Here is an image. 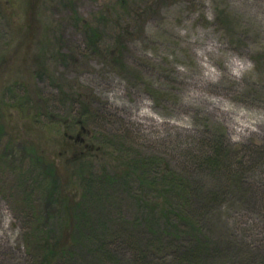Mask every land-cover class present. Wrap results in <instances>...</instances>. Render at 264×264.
Segmentation results:
<instances>
[{"label":"rangeland","instance_id":"obj_1","mask_svg":"<svg viewBox=\"0 0 264 264\" xmlns=\"http://www.w3.org/2000/svg\"><path fill=\"white\" fill-rule=\"evenodd\" d=\"M118 1L0 0L7 132L0 150L34 143L60 162L58 154L69 153L78 136L93 150L95 169L113 162L104 154L116 155L121 146L159 156L209 187H229L207 219L216 247L205 264H264V0H125L123 7ZM77 17L97 27L105 48L116 43L120 66L103 51L93 52ZM30 91L46 107L43 121L80 116L81 105L72 101L77 91L98 111L83 130L66 131L62 124L52 132L9 107ZM219 139L232 154V170L213 174L192 153ZM14 168L0 163V264H37L28 230L42 208L39 173ZM100 195L88 194L86 204L92 219H103L102 227L86 225L87 239L73 264H132L134 247L110 240L118 225L139 215L136 204L115 187ZM149 236L142 234L139 246Z\"/></svg>","mask_w":264,"mask_h":264},{"label":"trees","instance_id":"obj_2","mask_svg":"<svg viewBox=\"0 0 264 264\" xmlns=\"http://www.w3.org/2000/svg\"><path fill=\"white\" fill-rule=\"evenodd\" d=\"M118 3L123 7L126 1L119 0ZM98 18L105 19L103 13ZM76 21L84 28L93 52L103 51L109 63L120 66L123 56L116 48V43L105 48L97 27L78 17ZM35 60L38 62V57ZM1 64L0 75L4 72ZM30 92L31 95L19 97L9 107L24 118L27 112L32 122H38L43 128L49 127L52 132L62 124L66 131L77 126L83 130L82 126H89L90 116L98 111L90 97L77 91L72 101L73 104L81 105L80 116L65 122L51 118L43 121L41 118L46 107L38 100L40 94ZM1 103L0 142L7 133L2 120ZM7 112L10 113V109ZM210 142L208 149L192 153L195 162L202 160V164L207 167L205 170L209 167L213 174L232 170L227 163L229 156H232L230 150L224 147L221 139ZM82 143L75 136L69 153L63 150L58 154L60 162L54 161L46 150L34 143H17L16 146L7 144L0 150V163L11 164L20 173L26 167L37 169L39 173L37 192L42 208L30 218L28 230L31 244L36 248L37 264L75 263V250L87 239L86 225L91 223L96 229L99 228L97 226L102 227L99 224L103 223L99 217L92 219L86 197L91 194L100 200V190L114 187L136 204L139 213L128 224L118 225L110 240V243L120 241L131 249L134 247L129 259L132 264H205L208 253L212 247H216L212 245L208 234L207 219L219 207L218 198L228 186L219 189L209 187L191 172L171 168L159 156L141 152L131 154L123 146L116 155L110 150L106 151L104 155L113 159V162L104 163L100 169H95L93 150H90V145ZM240 177L243 180V176ZM145 232L151 235L148 238L150 240L147 245L139 246L140 236L145 235ZM107 244L101 246L106 247ZM141 245L142 248H139ZM164 250L169 251L167 260L163 257Z\"/></svg>","mask_w":264,"mask_h":264}]
</instances>
